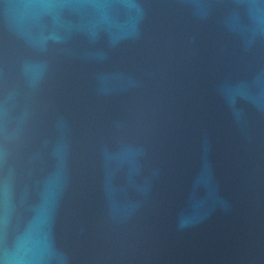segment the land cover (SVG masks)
Returning <instances> with one entry per match:
<instances>
[{
	"label": "water",
	"instance_id": "water-1",
	"mask_svg": "<svg viewBox=\"0 0 264 264\" xmlns=\"http://www.w3.org/2000/svg\"><path fill=\"white\" fill-rule=\"evenodd\" d=\"M0 264H264V0H0Z\"/></svg>",
	"mask_w": 264,
	"mask_h": 264
}]
</instances>
